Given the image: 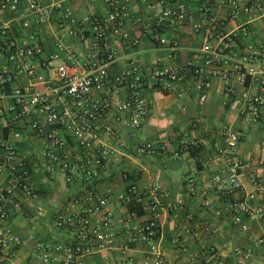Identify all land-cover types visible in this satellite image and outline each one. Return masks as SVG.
<instances>
[{"label": "built area", "instance_id": "built-area-1", "mask_svg": "<svg viewBox=\"0 0 264 264\" xmlns=\"http://www.w3.org/2000/svg\"><path fill=\"white\" fill-rule=\"evenodd\" d=\"M63 2L64 0H0V13L11 10L22 21L23 27L30 31L25 40L21 41L9 34L6 25L0 29V57H5L9 62V65L5 64L0 68V94L5 93L17 71L32 78L33 84L14 88L11 92L14 99L9 109L12 120L35 116L31 125L39 133H44L40 117H45L54 125L46 136V169L53 173L61 168L68 184L74 185L78 181L81 184L70 203L54 219L56 226L67 229L72 238L52 243L42 239L35 240L33 237L24 238L7 229L0 232V252L9 260L8 264H13L12 258L16 251L28 241L35 243L33 253L38 264H85L88 254L116 245L117 232L110 228L114 213L108 208L113 195L109 190L103 193L95 190L112 151L110 144L102 140V132L114 133L112 124L106 119L113 101H116L119 119L126 118L125 123L133 136L141 129L151 111L141 90L147 83L143 71L152 67L131 62L119 75L110 72V67L116 62L118 49L128 39L126 24L136 20L124 0H103L105 15L71 18L82 31L85 30L86 22L92 20V52L83 55L64 41H57L49 56L41 61V67L45 70H55V79H41V87H38L33 62L45 52L41 40L43 27L52 20L55 11L63 8ZM215 3L227 7L231 18L242 13L247 15L246 23L238 31L215 35L196 52L195 56L201 58L203 64L190 59L160 69L153 68L152 82L169 90L173 82L189 85L194 77L198 80V101L203 105L208 99L212 81L221 78L225 84L226 96L237 104L239 113L251 121H259L264 111V44L260 50L241 56L234 46L240 34L249 35V22L264 14V0H202L200 9L203 14L209 15ZM155 19L152 33L159 44L168 49L171 58L179 57L180 43L176 38L170 39L162 35L166 24L189 20L197 31L206 28L204 24L195 21L193 14L184 5L171 7L167 0L156 1ZM54 61L59 62L53 64ZM234 79L255 84L256 92L246 91L238 95L232 84ZM221 132L228 154L227 175L217 176L216 180L219 182V189L229 200L232 222L242 230H249L252 222L264 219V191H261L262 198L258 199L256 189L261 182L256 176L252 179L256 187L253 191H248L242 182L241 173L246 163L240 153L239 133L231 126H226ZM14 136L20 137L21 134L15 131ZM67 139L76 144L73 159L68 157L65 150ZM158 150L152 141H143L137 146L140 155L154 154ZM6 168L12 170L13 187L22 189L27 196L36 194L31 164L19 158L16 146L0 134V173ZM124 178L130 180L131 175L125 173ZM188 182L190 190L195 191V177H190ZM160 187L159 182H154L146 190H142L130 181L126 190L116 196L128 208L133 202L142 206L143 213L129 210L125 218L123 247L130 249L143 242L147 247L144 264H175L167 260L160 246L162 204L157 198ZM234 193L239 195L232 197ZM145 197L147 201L144 200ZM7 198L8 195L3 190L0 196V221L8 217L4 201ZM139 215L145 217L140 224L136 222ZM212 230V227L205 224H196L193 228L186 229L188 234L197 239L199 246L198 251L189 256L186 264H227L225 255L204 239V234ZM173 240L179 244L181 252L188 250V244L182 241L181 236L178 235ZM257 242L264 244V237ZM237 253L244 258L242 264H250L255 247L251 245L239 248Z\"/></svg>", "mask_w": 264, "mask_h": 264}, {"label": "crops", "instance_id": "crops-1", "mask_svg": "<svg viewBox=\"0 0 264 264\" xmlns=\"http://www.w3.org/2000/svg\"><path fill=\"white\" fill-rule=\"evenodd\" d=\"M129 6L134 22L126 24L128 39L117 51L116 62L110 67L113 75H119L131 62L151 69H160L169 65L184 63L193 59L203 64L198 52L210 39L220 33L238 31L246 23L248 17L240 14L231 18L227 7L214 4L209 15L200 9L202 0H167L171 7L184 5L195 21L206 26L201 31L193 27L192 21L166 24L162 35L176 38L180 43V55L171 58L168 49L159 44L152 31L155 26V4L157 0H124ZM245 0H242L244 2ZM95 14L105 15L106 7L103 0H64L63 8L53 14L50 22L44 24L41 40L45 52L34 60L38 87L41 79H55V70L41 67L42 59L59 40L69 44L83 55L90 54L92 20L85 24V30L71 21L72 17H92ZM6 25L9 34L24 41L29 29L11 10L0 13V29ZM248 36H238L235 51L239 56L258 51L264 44V14L249 22ZM84 36L85 38H81ZM59 61H54L57 64ZM9 65L5 57H0V68ZM11 66V65H10ZM144 69L143 76L147 83L141 92L150 106V115L141 129L131 135L125 120L119 119L116 101L107 115V121L114 128V133L102 132V140L109 143L112 151L102 178L95 190L98 193L111 191L113 198L108 208L113 211L114 218L110 226L117 232V243L114 247L93 251L85 257V264H144L147 247L139 242L130 249H124V221L129 208L122 204L116 196L126 190L130 181L142 190H146L154 182L160 183L157 198L162 204L161 241L160 246L167 260L175 264H186L190 255L198 251L197 239L186 232L196 224L212 227V232L204 234L210 245L220 250L227 259V264H242L243 256L237 249L253 245L255 254L250 264H264V244L259 238L264 237V219L251 223L249 230H242L232 222L229 200L219 189L217 176L226 177L228 154L225 151L222 129L233 127L240 135V153L246 163L241 176L248 191L256 189L253 177L261 182L257 192L258 199L264 191V111L259 121H251L239 113V107L225 94V84L221 78H215L209 89L205 104L198 101V80L192 78L187 83L173 82L169 90H164L152 82V70ZM39 79V80H38ZM33 84L32 78L26 73L17 74L7 86L4 94H0V134H3L17 148L18 157L25 159L32 166L31 177L36 194L27 196L18 187L12 186V170L4 169L0 173V196L8 195L6 201L8 217L0 221V232L7 229L18 233L24 238L45 240L52 243L69 241L72 234L64 228L56 226L54 219L63 207L70 203L78 190L80 182L74 185L66 182L65 173L61 168L50 173L46 169L45 150L47 133L54 125L45 117H40L44 133L36 132L31 122L36 117L12 120L10 107L14 103L12 90L17 87ZM238 95L244 92H256L255 84L243 83L237 79L232 81ZM119 119V120H118ZM20 137H15L14 132ZM152 141L158 152L140 155L137 146L140 142ZM65 150L70 159L76 150L73 140H65ZM129 173L131 179L124 178ZM195 177L196 189L190 190L189 179ZM234 193L232 197L238 196ZM147 201V197L144 199ZM144 215H139L136 222L140 224ZM181 236L188 244V250L181 252L174 238ZM34 241L23 244L12 258L13 264H38L34 256ZM9 260L0 252V264H8Z\"/></svg>", "mask_w": 264, "mask_h": 264}, {"label": "trees", "instance_id": "trees-1", "mask_svg": "<svg viewBox=\"0 0 264 264\" xmlns=\"http://www.w3.org/2000/svg\"><path fill=\"white\" fill-rule=\"evenodd\" d=\"M248 82V81H247ZM129 210L130 211H136L139 214L143 213L142 206L138 202H133L132 204L130 203L129 205Z\"/></svg>", "mask_w": 264, "mask_h": 264}]
</instances>
